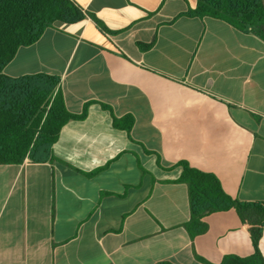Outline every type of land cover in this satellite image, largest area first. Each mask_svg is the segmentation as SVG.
<instances>
[{"label":"crops","instance_id":"obj_1","mask_svg":"<svg viewBox=\"0 0 264 264\" xmlns=\"http://www.w3.org/2000/svg\"><path fill=\"white\" fill-rule=\"evenodd\" d=\"M3 73L60 78L47 163L0 165V264H219L254 253L234 209L193 238L180 162L240 202H264V41L198 0H70ZM130 117L131 120H126ZM258 250L264 260V223Z\"/></svg>","mask_w":264,"mask_h":264},{"label":"trees","instance_id":"obj_2","mask_svg":"<svg viewBox=\"0 0 264 264\" xmlns=\"http://www.w3.org/2000/svg\"><path fill=\"white\" fill-rule=\"evenodd\" d=\"M190 15L223 20L264 41V0H198ZM83 19L81 10L70 0H0V165L49 162L61 128L69 120L83 117L66 110L58 76L37 73L9 77L3 73L19 48L37 42L54 23L73 24ZM180 166L179 182L188 186L190 212L184 228L191 238L206 231L203 217L230 209L243 223L262 226L264 202L232 199L213 174L191 168L186 162ZM259 228L251 231L252 255L226 256L219 264H264L258 250Z\"/></svg>","mask_w":264,"mask_h":264}]
</instances>
